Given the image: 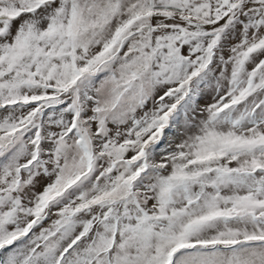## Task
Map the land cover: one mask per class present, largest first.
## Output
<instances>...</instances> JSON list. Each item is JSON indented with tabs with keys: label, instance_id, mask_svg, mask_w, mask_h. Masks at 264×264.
Segmentation results:
<instances>
[{
	"label": "snow or ice",
	"instance_id": "6c2138e0",
	"mask_svg": "<svg viewBox=\"0 0 264 264\" xmlns=\"http://www.w3.org/2000/svg\"><path fill=\"white\" fill-rule=\"evenodd\" d=\"M0 264H264V0H0Z\"/></svg>",
	"mask_w": 264,
	"mask_h": 264
}]
</instances>
